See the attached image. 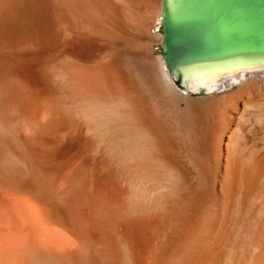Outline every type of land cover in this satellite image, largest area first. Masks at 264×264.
Instances as JSON below:
<instances>
[{
	"label": "bare ground",
	"instance_id": "bare-ground-1",
	"mask_svg": "<svg viewBox=\"0 0 264 264\" xmlns=\"http://www.w3.org/2000/svg\"><path fill=\"white\" fill-rule=\"evenodd\" d=\"M166 1L172 67L136 74L125 0H0V264H264V156L228 125L264 52L213 57L187 27L219 0Z\"/></svg>",
	"mask_w": 264,
	"mask_h": 264
},
{
	"label": "rangeland",
	"instance_id": "rangeland-1",
	"mask_svg": "<svg viewBox=\"0 0 264 264\" xmlns=\"http://www.w3.org/2000/svg\"><path fill=\"white\" fill-rule=\"evenodd\" d=\"M125 2L129 5L126 11L129 12L127 14L130 20L128 29L130 37L128 36L126 41L128 43L119 41L115 45L120 53L122 51L121 59H124L128 66L134 65L133 70L136 74L141 73V69L151 66L155 60L164 61L163 70L170 71L164 58L163 0H125ZM131 75L133 77V74ZM131 79L134 82L136 78ZM199 98L201 95L193 94L190 100L195 102ZM190 100L182 102V107H186ZM228 113L233 120L228 124L230 132L236 133L237 138L244 141L250 152L253 150L252 153L264 156V83L257 90L250 91L242 97L228 110ZM257 200L262 201L260 197L251 199V201Z\"/></svg>",
	"mask_w": 264,
	"mask_h": 264
},
{
	"label": "water",
	"instance_id": "water-1",
	"mask_svg": "<svg viewBox=\"0 0 264 264\" xmlns=\"http://www.w3.org/2000/svg\"><path fill=\"white\" fill-rule=\"evenodd\" d=\"M212 8L217 16L216 20L221 23L220 26L215 25L217 22L213 23L209 18H197L190 22L191 26L187 27V31L190 34L194 33L196 39L200 38V44L207 41L211 44L210 46H222L213 57H226L248 51L264 52L263 44L254 43L259 42L254 39L264 38V0H219ZM162 27L164 58L168 67L171 68L174 61L172 31L175 29V22L170 17L166 0H163ZM235 31L239 34L237 39L232 37ZM247 40L253 41L244 42Z\"/></svg>",
	"mask_w": 264,
	"mask_h": 264
}]
</instances>
